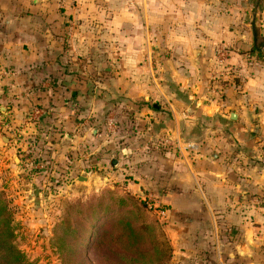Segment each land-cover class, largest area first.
Listing matches in <instances>:
<instances>
[{
    "label": "crops",
    "instance_id": "0c3cea01",
    "mask_svg": "<svg viewBox=\"0 0 264 264\" xmlns=\"http://www.w3.org/2000/svg\"><path fill=\"white\" fill-rule=\"evenodd\" d=\"M216 2L0 0V109L51 119L98 153L100 183L157 198L176 263L264 264V15L255 46Z\"/></svg>",
    "mask_w": 264,
    "mask_h": 264
},
{
    "label": "rangeland",
    "instance_id": "374dc122",
    "mask_svg": "<svg viewBox=\"0 0 264 264\" xmlns=\"http://www.w3.org/2000/svg\"><path fill=\"white\" fill-rule=\"evenodd\" d=\"M216 1L217 12L246 18L248 34L253 16L264 15V0ZM63 11L61 7L59 13ZM257 42L263 43L264 35L257 37ZM72 74L79 80V72ZM87 76L108 75L98 68L96 73L87 71ZM82 90L92 94L103 91L90 82ZM7 106L0 109V191L12 213L17 244L28 258L36 264H178L166 232L169 217L162 218L148 209L146 200L162 209L167 207L153 195L132 194L123 184L118 188L112 182L100 183L103 169L97 165V152L85 153L79 139L71 141L63 133L57 134L58 127L51 119L35 124L28 114L19 115ZM86 128L91 133V127ZM114 129L107 126L103 135L110 136ZM106 164L109 167L108 161ZM87 177L93 180L89 182ZM117 198L126 199L128 204L118 206ZM119 211L135 228L146 223L148 229L137 231V245L127 248L122 242L124 252L103 245L107 251L102 255L96 245L91 246L101 230L114 234ZM60 237L65 242L60 243ZM59 244L64 252L59 251ZM223 254V249H216V255Z\"/></svg>",
    "mask_w": 264,
    "mask_h": 264
},
{
    "label": "trees",
    "instance_id": "16d2710c",
    "mask_svg": "<svg viewBox=\"0 0 264 264\" xmlns=\"http://www.w3.org/2000/svg\"><path fill=\"white\" fill-rule=\"evenodd\" d=\"M255 48L256 47L253 46V49ZM115 201L120 207L124 206V204H128V201L124 198H117ZM140 207H142L141 204ZM147 208L150 209L149 207ZM109 211L110 209L106 210L102 214H107ZM119 213V216H117L118 218L116 217L117 229H115L114 234H112L109 229L101 230L96 234L95 240L91 246L92 248L94 245H96L95 249H100L99 253L102 255L105 253V251H107L101 247L103 245L117 247L122 252L125 251V249L122 248V242L127 244V248L137 245L139 243V233L137 231H145L148 229V225L146 223H140L139 228H135L132 225V222L128 220L124 214L122 217V211H119ZM98 217L99 216L96 215V218ZM102 217L103 215L101 218ZM16 240V227L14 225L12 213L9 210L5 197L0 191V264H36L20 250ZM61 242H65L63 237H60V243ZM57 247L61 252L66 250L63 246H60V244L57 245Z\"/></svg>",
    "mask_w": 264,
    "mask_h": 264
},
{
    "label": "built area",
    "instance_id": "2783aa9c",
    "mask_svg": "<svg viewBox=\"0 0 264 264\" xmlns=\"http://www.w3.org/2000/svg\"><path fill=\"white\" fill-rule=\"evenodd\" d=\"M218 51H219V56H220V58L218 59V64L220 65V64H222L223 57H224V55L226 53L225 45H221L219 47ZM33 114H34V117L38 118V117H40L42 115V111L39 108H34ZM33 114H32V116H33ZM108 129H114V122L111 121V120L108 122ZM162 140L164 141L163 138H162ZM194 148H195V144L194 143H187V145L185 147V149H191V150L194 149ZM38 166H41V165H38ZM149 200H146L147 206L150 209H153L156 212L157 215H159L162 218H165L167 216L166 210L158 207V205L156 203H152Z\"/></svg>",
    "mask_w": 264,
    "mask_h": 264
},
{
    "label": "water",
    "instance_id": "95a60500",
    "mask_svg": "<svg viewBox=\"0 0 264 264\" xmlns=\"http://www.w3.org/2000/svg\"><path fill=\"white\" fill-rule=\"evenodd\" d=\"M251 29H252L253 41H254V44L256 46V32H255V20L254 19L252 21V27H251Z\"/></svg>",
    "mask_w": 264,
    "mask_h": 264
}]
</instances>
